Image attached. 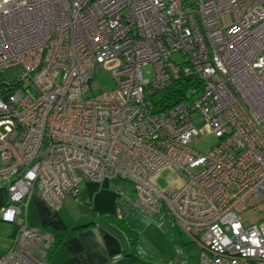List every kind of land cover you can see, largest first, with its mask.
<instances>
[{
	"label": "built area",
	"instance_id": "built-area-1",
	"mask_svg": "<svg viewBox=\"0 0 264 264\" xmlns=\"http://www.w3.org/2000/svg\"><path fill=\"white\" fill-rule=\"evenodd\" d=\"M19 65L0 82V221L15 225L0 264H52L34 192L57 211L105 180L172 218L198 264H264V221L241 219L264 204V0H0V74ZM96 67L115 86L87 96ZM205 128L218 141L202 154ZM169 164L188 178L162 191L150 180Z\"/></svg>",
	"mask_w": 264,
	"mask_h": 264
},
{
	"label": "crops",
	"instance_id": "crops-1",
	"mask_svg": "<svg viewBox=\"0 0 264 264\" xmlns=\"http://www.w3.org/2000/svg\"><path fill=\"white\" fill-rule=\"evenodd\" d=\"M115 184L82 181L79 200L70 198L57 211L38 192L32 194L27 209L30 227L54 237L63 234L61 244L48 258L52 264H113L128 251L129 242L117 222L127 218L121 196L131 206L133 201L120 194Z\"/></svg>",
	"mask_w": 264,
	"mask_h": 264
},
{
	"label": "rangeland",
	"instance_id": "rangeland-1",
	"mask_svg": "<svg viewBox=\"0 0 264 264\" xmlns=\"http://www.w3.org/2000/svg\"><path fill=\"white\" fill-rule=\"evenodd\" d=\"M178 60L177 56L173 57ZM144 78H150L153 74L152 65L142 68ZM22 66H13L4 69L0 74V82L9 83L23 76ZM115 86L112 73L104 71L101 67L93 70L90 81V91L87 96L96 95L111 90ZM2 87H0V91ZM196 124L203 122L201 118L194 119ZM216 136L207 128L203 130L202 136L191 140L190 146L197 152L205 154L212 146L217 143ZM2 156L0 155V168L3 167ZM187 174L180 171L178 166L169 164L162 167L151 177V182L160 190L168 189L179 190L186 181ZM116 190L120 194L128 196L131 202L135 198V192L132 183L129 181H120L115 184ZM124 213L132 223L137 227L139 236V250L135 256H129L120 262L113 264H198L199 246L191 242L190 239L176 226L172 218L166 216L163 225L158 223V218H150L135 207L121 200ZM241 219L246 224L264 221V204L256 208L249 209L241 214ZM13 225L0 221V256L7 251L12 243ZM131 254V248H128L126 255Z\"/></svg>",
	"mask_w": 264,
	"mask_h": 264
},
{
	"label": "trees",
	"instance_id": "trees-1",
	"mask_svg": "<svg viewBox=\"0 0 264 264\" xmlns=\"http://www.w3.org/2000/svg\"><path fill=\"white\" fill-rule=\"evenodd\" d=\"M188 80V79H186ZM187 83L190 81H186ZM187 85V84H186ZM178 94V93H176ZM176 94L170 96L167 101H170L171 103L173 101H175L176 98ZM180 95V94H179ZM118 181H114L113 183H116ZM5 193L3 189H0V207L5 204ZM108 218H110L111 216H106ZM118 226L123 230V232L125 233L127 240L129 242L130 248H131V254L126 255L123 254L121 257L117 258V261L120 262L124 259H126L129 256H135L136 252L139 250V236L140 233L137 229V227L135 226L134 223H132L129 219L124 218L121 220H118ZM63 240V234L57 235L55 237V242L50 246V248L48 249V258L50 255H52V253L55 251V249L61 244Z\"/></svg>",
	"mask_w": 264,
	"mask_h": 264
}]
</instances>
